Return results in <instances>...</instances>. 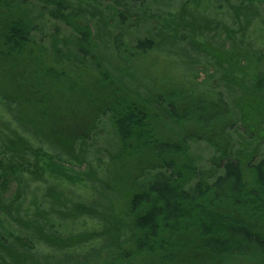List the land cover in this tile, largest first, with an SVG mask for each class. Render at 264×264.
Wrapping results in <instances>:
<instances>
[{
  "label": "trees",
  "instance_id": "1",
  "mask_svg": "<svg viewBox=\"0 0 264 264\" xmlns=\"http://www.w3.org/2000/svg\"><path fill=\"white\" fill-rule=\"evenodd\" d=\"M193 1L186 0L176 16L149 15L152 28L146 31L147 0L141 5L138 0H0V57L48 47L46 54L64 67L86 68L123 91L105 110L119 144L117 156L126 150L133 159L144 154L150 160V167L130 179L126 196L99 182L93 184L91 203L73 207L75 216L107 220L102 230L65 237L45 223L20 225L61 253L57 264H264V155L258 156L264 141L226 100L232 90L230 96L217 90L214 75L198 84L186 82L191 90L176 96L152 97L144 80L132 90L137 65L150 53L177 63L183 76L200 63L195 55L213 61L212 71L219 74V62L196 44L210 27L195 22L201 14L191 9ZM246 1L252 5L240 0L238 9ZM48 24L51 31L44 34ZM153 122L172 140L158 139ZM258 123L262 129L264 121ZM234 127L243 128L250 148L232 153L225 146ZM193 132L224 142L198 138L221 149L209 170L189 153ZM83 139L73 136L71 142ZM58 142L64 147L68 139ZM123 198V219L117 220L113 203ZM87 245L90 249L82 251ZM32 248L29 236L0 228V264H32Z\"/></svg>",
  "mask_w": 264,
  "mask_h": 264
},
{
  "label": "rangeland",
  "instance_id": "2",
  "mask_svg": "<svg viewBox=\"0 0 264 264\" xmlns=\"http://www.w3.org/2000/svg\"><path fill=\"white\" fill-rule=\"evenodd\" d=\"M138 1L141 5L142 0ZM185 1L147 0L145 6L149 7H144L146 21L142 27L151 31L149 15L176 16ZM251 3L246 5V1L242 9H238L240 0L191 3V9L201 14L195 22L210 27L204 37L195 39L196 44H203L207 53L219 62V74L212 71L213 61L209 64L206 58L195 55L200 63L191 75L183 76L177 63L150 53L137 65L138 77L133 79L132 90L144 80L155 91H150L152 97L176 96L178 92L191 90L186 82L198 84L214 75L217 90L225 96L232 90L226 100L242 115L238 116L244 119L246 127H251L264 141V126L260 129L258 123V118L261 123L264 121V0ZM50 27L51 24L45 25L43 33L50 32ZM39 49L0 57V228L15 236H29L33 244L32 264H57L55 259L61 253L53 252L54 247L40 242L20 225L45 223L65 237L102 230L107 220L102 223L98 218L75 216L71 214L73 207L91 203L95 198L93 184L99 182L117 187L126 196L131 188L130 179L151 165L146 159L149 156L143 157L144 154L133 159L124 150L126 154L117 156L119 144L105 110L109 99L123 91L117 92L118 89L86 68L71 64L64 67L46 54L44 49L48 47ZM48 72L50 77L45 75ZM227 94L230 96L231 92ZM153 124L158 139L172 140L156 122ZM237 127L231 131L232 142L225 144L232 153L252 146L243 128ZM192 134L195 139L190 142L189 153L202 170H209L221 149L198 138L217 145L224 142L210 133ZM73 136L84 139L72 143ZM61 139H68L64 147L58 142ZM262 155L264 142L258 152L259 157ZM124 200L113 203L111 214L117 220L123 219ZM89 246L76 251H85Z\"/></svg>",
  "mask_w": 264,
  "mask_h": 264
}]
</instances>
